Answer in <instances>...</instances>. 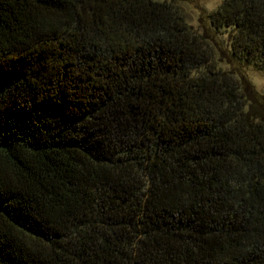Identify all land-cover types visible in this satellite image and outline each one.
Wrapping results in <instances>:
<instances>
[{"label":"trees","instance_id":"16d2710c","mask_svg":"<svg viewBox=\"0 0 264 264\" xmlns=\"http://www.w3.org/2000/svg\"><path fill=\"white\" fill-rule=\"evenodd\" d=\"M0 0V264H264V0Z\"/></svg>","mask_w":264,"mask_h":264},{"label":"rangeland","instance_id":"374dc122","mask_svg":"<svg viewBox=\"0 0 264 264\" xmlns=\"http://www.w3.org/2000/svg\"><path fill=\"white\" fill-rule=\"evenodd\" d=\"M182 3V8L187 15L190 23L200 28L201 26V16L204 12L215 9L222 0H179ZM247 75L251 80L254 87L264 93V71L255 70L249 68L247 70Z\"/></svg>","mask_w":264,"mask_h":264}]
</instances>
